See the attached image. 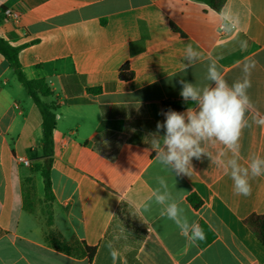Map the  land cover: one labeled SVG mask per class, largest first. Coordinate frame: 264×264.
<instances>
[{
  "label": "crops",
  "instance_id": "0c3cea01",
  "mask_svg": "<svg viewBox=\"0 0 264 264\" xmlns=\"http://www.w3.org/2000/svg\"><path fill=\"white\" fill-rule=\"evenodd\" d=\"M223 13L236 21L231 31ZM0 37L19 47L22 73L45 79V100L58 107L45 198L41 116L0 54V264H264V246L244 223L264 214V176L238 196L207 156L193 158L190 177L175 176L152 145L162 102L183 101L180 80L208 83L215 60L231 84L254 60L240 163L264 156V127L252 122L264 115V0H224L218 11L196 0H0ZM189 45L199 58L182 70ZM124 64L129 80L119 77ZM207 148L214 160L232 155L218 143ZM157 176L205 239L188 246L161 217L149 200Z\"/></svg>",
  "mask_w": 264,
  "mask_h": 264
},
{
  "label": "clouds",
  "instance_id": "9594fccd",
  "mask_svg": "<svg viewBox=\"0 0 264 264\" xmlns=\"http://www.w3.org/2000/svg\"><path fill=\"white\" fill-rule=\"evenodd\" d=\"M223 15V28L231 31L236 21L230 13ZM244 46L242 42L241 47ZM198 58L199 53L189 45L184 56L187 63L182 70L193 66ZM255 64L254 60L246 61L241 68L242 76L231 84L224 78L215 60L207 67L205 79L208 83L201 86L183 79L179 81L182 86L180 96L185 103L191 101L193 106L184 112L171 108L162 110L160 114L165 120L157 122V132L152 136L155 158L166 171L175 176L190 177L193 158L199 160L202 156H207L212 163L222 166L228 172L235 195L251 194L250 180L264 176V156L253 155L244 165L240 163L239 150L243 130L249 126L248 114L254 107L248 89L251 87L250 75ZM252 122L264 127V115L253 116ZM161 129L164 130L163 136L159 135ZM217 143L232 154L230 158L213 159L207 145ZM156 183L158 186L153 189L149 200L160 206L161 217L173 221L188 246L205 239V233L198 222H190L180 201L173 197L166 177L157 176ZM150 206L144 205L145 209ZM111 255L115 261L118 252L113 250Z\"/></svg>",
  "mask_w": 264,
  "mask_h": 264
},
{
  "label": "trees",
  "instance_id": "16d2710c",
  "mask_svg": "<svg viewBox=\"0 0 264 264\" xmlns=\"http://www.w3.org/2000/svg\"><path fill=\"white\" fill-rule=\"evenodd\" d=\"M203 2L212 9L218 11L224 0H196ZM19 47H14L0 37V54L8 63L9 67L14 72L17 80L25 89L27 95L38 108L42 120L43 142L41 146L42 158L45 159L42 165H37L36 168L40 171L43 179L45 198H49L50 182H49V168L52 162V155L54 149V130L56 128V111L58 109L54 102L46 101L45 98L50 96L51 90L45 79H27L22 73L20 63L18 61ZM133 76V72L129 70L128 64H124L119 70V77L122 80H129ZM190 103L183 101H164L161 104L162 110L166 111L169 108L180 111ZM188 201L194 208L200 205V200L195 196H189ZM244 223L255 233L261 244L264 246V214L251 213L244 219ZM89 260L92 259L95 248L88 247Z\"/></svg>",
  "mask_w": 264,
  "mask_h": 264
},
{
  "label": "built area",
  "instance_id": "2783aa9c",
  "mask_svg": "<svg viewBox=\"0 0 264 264\" xmlns=\"http://www.w3.org/2000/svg\"><path fill=\"white\" fill-rule=\"evenodd\" d=\"M4 15L10 19V20H13V21H16L17 19V13L16 12H13L11 10H4ZM19 161H21L24 165H27L28 164V161L26 159H22V158H18Z\"/></svg>",
  "mask_w": 264,
  "mask_h": 264
}]
</instances>
